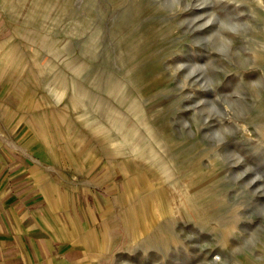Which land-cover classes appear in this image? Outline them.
I'll return each instance as SVG.
<instances>
[{
	"label": "rangeland",
	"instance_id": "obj_1",
	"mask_svg": "<svg viewBox=\"0 0 264 264\" xmlns=\"http://www.w3.org/2000/svg\"><path fill=\"white\" fill-rule=\"evenodd\" d=\"M7 127L100 264H264V0H0Z\"/></svg>",
	"mask_w": 264,
	"mask_h": 264
},
{
	"label": "crops",
	"instance_id": "obj_2",
	"mask_svg": "<svg viewBox=\"0 0 264 264\" xmlns=\"http://www.w3.org/2000/svg\"><path fill=\"white\" fill-rule=\"evenodd\" d=\"M7 128L0 131V264H100L105 183L76 196L48 189L32 143L21 145ZM119 170L141 207V176L131 189L125 168Z\"/></svg>",
	"mask_w": 264,
	"mask_h": 264
},
{
	"label": "bare ground",
	"instance_id": "obj_3",
	"mask_svg": "<svg viewBox=\"0 0 264 264\" xmlns=\"http://www.w3.org/2000/svg\"><path fill=\"white\" fill-rule=\"evenodd\" d=\"M224 261H227V262H231V259H228V260H224ZM207 264H220L219 262H217V261H215V260H212V261H210L209 259H207ZM237 264H241V263H239V261H238V263Z\"/></svg>",
	"mask_w": 264,
	"mask_h": 264
}]
</instances>
